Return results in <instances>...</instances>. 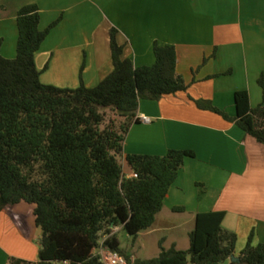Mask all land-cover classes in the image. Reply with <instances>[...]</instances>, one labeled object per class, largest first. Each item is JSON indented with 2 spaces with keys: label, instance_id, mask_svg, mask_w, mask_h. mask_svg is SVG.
<instances>
[{
  "label": "crops",
  "instance_id": "crops-1",
  "mask_svg": "<svg viewBox=\"0 0 264 264\" xmlns=\"http://www.w3.org/2000/svg\"><path fill=\"white\" fill-rule=\"evenodd\" d=\"M33 4L40 9L41 30L63 17L35 56L44 85L77 89L83 81L87 88L97 87L113 71V29L123 57L135 67L155 63V43L176 48L177 73L189 89L159 101L142 100L124 154L166 156L182 150L195 157L185 160L155 224L139 238L169 233L160 243L184 250V227L195 228L200 213L224 211L223 227L238 236L236 256L251 234L254 246L264 243V146L194 103L211 101L231 117L237 114V91H248L252 108L263 103L258 80L264 78V0H0V56L17 57L18 12ZM127 176H134L132 170ZM35 208L22 202L1 213L0 264L12 257L39 260L43 232ZM123 231L115 233L120 243Z\"/></svg>",
  "mask_w": 264,
  "mask_h": 264
},
{
  "label": "trees",
  "instance_id": "trees-1",
  "mask_svg": "<svg viewBox=\"0 0 264 264\" xmlns=\"http://www.w3.org/2000/svg\"><path fill=\"white\" fill-rule=\"evenodd\" d=\"M62 20L41 30L39 7L22 8L17 57L0 56V215L8 206L35 205L36 225L43 232L37 262L12 257L8 264H102L94 253L102 243L129 264H264V243L254 246L252 237L236 256L238 236L223 227L224 211L196 216L188 250L161 245L157 258L133 260L121 248L114 229L122 228L134 241L149 230L185 160L195 157L182 150L125 155L140 102L187 92L189 85L177 73L174 46L155 43V63L135 67L123 57L115 29L110 32L113 71L97 87L87 88L83 81L77 89L44 85L35 56ZM258 83L264 91L263 76ZM234 98L235 117L211 101L194 103L264 146V100L252 108L248 91H237ZM106 110L119 120L107 123ZM125 168L134 176L128 177Z\"/></svg>",
  "mask_w": 264,
  "mask_h": 264
},
{
  "label": "rangeland",
  "instance_id": "rangeland-1",
  "mask_svg": "<svg viewBox=\"0 0 264 264\" xmlns=\"http://www.w3.org/2000/svg\"><path fill=\"white\" fill-rule=\"evenodd\" d=\"M106 114H107V123L112 119L119 120L116 117V115L113 112H111L110 110H106ZM126 173H129L128 169H126ZM193 228H194L193 225H188L187 227H184V232L182 233V236L180 237V246L184 250L190 247V239H189V237H187L185 235L187 232L186 230H188L190 232L191 230H193ZM170 235L171 234H169V233H158V234L148 236L146 238L141 237V238H139V241H137V240L134 241L131 237L130 238L127 237L126 231H123L122 233H120L119 238L121 240L122 248H125L128 251L134 252L138 259L148 260V259L157 258L160 255V253H161L160 246L161 245L165 249L171 248L169 243H165V242H164V244L160 243L164 237L170 236ZM251 235L249 236V240L251 238ZM249 240H248V242H249ZM248 242L246 243L245 246H247ZM240 245L241 244H239V247H240ZM229 263H230V261L228 262V264Z\"/></svg>",
  "mask_w": 264,
  "mask_h": 264
},
{
  "label": "built area",
  "instance_id": "built-area-1",
  "mask_svg": "<svg viewBox=\"0 0 264 264\" xmlns=\"http://www.w3.org/2000/svg\"><path fill=\"white\" fill-rule=\"evenodd\" d=\"M144 121H147V119H144ZM118 230L119 228H115L113 234H115ZM96 255L99 257V261L102 264H129L127 259L121 256L119 253L104 247L103 243L96 250Z\"/></svg>",
  "mask_w": 264,
  "mask_h": 264
},
{
  "label": "water",
  "instance_id": "water-1",
  "mask_svg": "<svg viewBox=\"0 0 264 264\" xmlns=\"http://www.w3.org/2000/svg\"><path fill=\"white\" fill-rule=\"evenodd\" d=\"M237 261H239L238 258H233V262H237Z\"/></svg>",
  "mask_w": 264,
  "mask_h": 264
}]
</instances>
